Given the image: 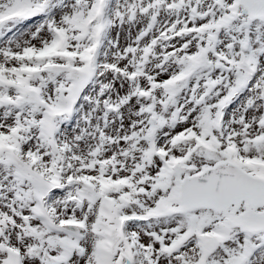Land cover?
Segmentation results:
<instances>
[{"label": "snow or ice", "instance_id": "obj_1", "mask_svg": "<svg viewBox=\"0 0 264 264\" xmlns=\"http://www.w3.org/2000/svg\"><path fill=\"white\" fill-rule=\"evenodd\" d=\"M0 264H264V0H0Z\"/></svg>", "mask_w": 264, "mask_h": 264}]
</instances>
